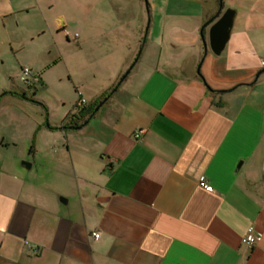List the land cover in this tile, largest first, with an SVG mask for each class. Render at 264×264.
<instances>
[{
  "label": "crops",
  "instance_id": "0c3cea01",
  "mask_svg": "<svg viewBox=\"0 0 264 264\" xmlns=\"http://www.w3.org/2000/svg\"><path fill=\"white\" fill-rule=\"evenodd\" d=\"M193 1L176 8L186 21L151 5L159 20L125 55L96 130L59 127L68 115L39 137L42 119L24 114L0 133V264H264V0H229L219 56L200 34L218 0Z\"/></svg>",
  "mask_w": 264,
  "mask_h": 264
},
{
  "label": "rangeland",
  "instance_id": "374dc122",
  "mask_svg": "<svg viewBox=\"0 0 264 264\" xmlns=\"http://www.w3.org/2000/svg\"><path fill=\"white\" fill-rule=\"evenodd\" d=\"M155 4L168 6L170 11L174 10L175 17L186 21L176 10L195 9L199 3L193 0H0V96L5 93L16 96L7 98L6 102L11 104L9 112L0 118V133L10 137L15 125L13 118L24 114L42 119L35 132L39 137L57 132L64 117L83 110L82 103L91 104L103 95L102 91L114 88L128 71L125 55L145 37L149 19L151 26L153 19L159 20L160 15L151 8ZM232 5L235 3L224 0L225 10ZM207 23L201 26L200 34ZM25 67L40 81L32 88L23 81ZM12 88L24 91L16 94L10 92ZM98 122L84 125L83 132L86 135L93 132ZM33 128L28 122L25 129L29 133Z\"/></svg>",
  "mask_w": 264,
  "mask_h": 264
},
{
  "label": "water",
  "instance_id": "95a60500",
  "mask_svg": "<svg viewBox=\"0 0 264 264\" xmlns=\"http://www.w3.org/2000/svg\"><path fill=\"white\" fill-rule=\"evenodd\" d=\"M219 2H220L219 12L217 13V15L214 18H212L210 20V22H214V21L215 22L209 28L208 41L206 40V38L204 37V35H202L203 44H204V48H205V55L208 53V50L209 49L215 55H217V56L221 55L222 52L225 50V48H226V46H227V44H228V42H229V40L231 38V30L233 28L235 11L232 10V9H227V10L223 11L224 10V0H219ZM147 6H148V4H147ZM149 27H150V19H149V23H148V27H147V31H146L145 38H146L147 33L149 31ZM139 55H140V53L138 54V57L135 60V63L138 61ZM132 67L121 78V80L119 81V83L117 84V86L112 90V92L110 93V95L107 96L99 104V106L96 108V112L109 99V97L111 95H113L117 91V89L119 88V86L123 83V81L130 74ZM262 72H264V70H262L261 72H259L257 74L255 81L259 78V76H260V74ZM90 120H91V117H90V119L84 125L88 124ZM83 126H81V127H83Z\"/></svg>",
  "mask_w": 264,
  "mask_h": 264
},
{
  "label": "built area",
  "instance_id": "2783aa9c",
  "mask_svg": "<svg viewBox=\"0 0 264 264\" xmlns=\"http://www.w3.org/2000/svg\"><path fill=\"white\" fill-rule=\"evenodd\" d=\"M32 74V70L29 68V67H25L23 69V81L24 82H28V80L30 79V76ZM34 81H37V77L34 79ZM143 133L142 130H140L137 134L136 137H139V135ZM199 186L204 188L207 192H213L214 191V188L213 186H211L208 181H207V178L206 176H201L199 178ZM95 238H99L100 235L98 233H95L94 234ZM259 236L255 233L254 231V228L251 227L248 231V234L247 236L243 239V243L245 245H247L248 247H253L258 241H259ZM37 251V250H35Z\"/></svg>",
  "mask_w": 264,
  "mask_h": 264
},
{
  "label": "trees",
  "instance_id": "16d2710c",
  "mask_svg": "<svg viewBox=\"0 0 264 264\" xmlns=\"http://www.w3.org/2000/svg\"><path fill=\"white\" fill-rule=\"evenodd\" d=\"M218 4L220 5V2L218 0ZM210 24H212V22L208 23L207 26H209ZM207 26L204 28L203 30V35L204 37L206 38L208 36V33H207ZM116 87V86H115ZM114 87V88H115ZM112 88L111 91L114 89ZM110 95V92L107 93L105 96H103V98H101L100 100H97L91 104L88 105V107H84L83 110H80L79 112H77L76 114H73L69 117V119H77V120H82L84 121L85 120V123L91 118H93L96 114V108L99 106V104L107 97Z\"/></svg>",
  "mask_w": 264,
  "mask_h": 264
},
{
  "label": "flooded vegetation",
  "instance_id": "af4514ba",
  "mask_svg": "<svg viewBox=\"0 0 264 264\" xmlns=\"http://www.w3.org/2000/svg\"><path fill=\"white\" fill-rule=\"evenodd\" d=\"M215 22V21H214ZM212 22V24L214 23ZM36 78V76L33 75V71L32 74L30 76V79L28 80V82H25L29 88H32L34 86H36V84L40 83V81H34V79ZM40 78V77H39ZM41 80V78H40ZM85 120H73V119H69V117L65 120V122L63 123V125L61 126V128H66V129H71V130H77L79 128H81V126H83L85 124Z\"/></svg>",
  "mask_w": 264,
  "mask_h": 264
}]
</instances>
